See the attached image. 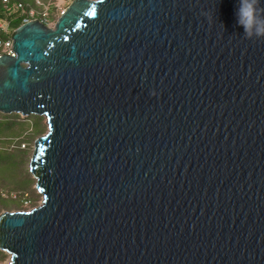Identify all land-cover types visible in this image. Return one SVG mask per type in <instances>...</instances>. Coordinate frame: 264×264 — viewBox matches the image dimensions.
Returning <instances> with one entry per match:
<instances>
[{
  "label": "water",
  "instance_id": "1",
  "mask_svg": "<svg viewBox=\"0 0 264 264\" xmlns=\"http://www.w3.org/2000/svg\"><path fill=\"white\" fill-rule=\"evenodd\" d=\"M238 2L72 0L12 32L0 114L46 131L8 264H264V39Z\"/></svg>",
  "mask_w": 264,
  "mask_h": 264
},
{
  "label": "rangeland",
  "instance_id": "2",
  "mask_svg": "<svg viewBox=\"0 0 264 264\" xmlns=\"http://www.w3.org/2000/svg\"><path fill=\"white\" fill-rule=\"evenodd\" d=\"M30 1V0H22ZM54 6L52 7V20L50 23L51 28L54 27L59 14L66 9L72 0H52ZM10 31V29H9ZM3 115V114H2ZM12 115V114H11ZM10 116V115H7ZM18 118L24 123L26 130L22 134H18L16 137L12 138L11 141H6L4 137L0 138V149L8 148L9 150L20 151L21 159L20 166L28 174L29 185L25 192L12 191L11 193L4 189H0V197L3 199H10L12 202H7L8 206H3L0 203V214L4 211H18V210H28L36 207L40 200L41 195L36 192L35 189V179L32 173L29 171V162L33 152L34 141L43 135L46 131V124L43 117L36 116L34 119H28V117H22L19 115ZM27 119V120H26ZM23 151V152H21ZM4 253V252H3ZM4 257L0 258V264H8V255L4 253Z\"/></svg>",
  "mask_w": 264,
  "mask_h": 264
},
{
  "label": "trees",
  "instance_id": "3",
  "mask_svg": "<svg viewBox=\"0 0 264 264\" xmlns=\"http://www.w3.org/2000/svg\"><path fill=\"white\" fill-rule=\"evenodd\" d=\"M21 2L24 5L30 4V1L9 0V4ZM4 5L0 0V17H2V10ZM21 24V20L14 18L10 20L12 28H17ZM1 35V33H0ZM36 116H30L28 119H34ZM18 118L19 115L12 114L10 116L0 114V138L4 137L6 141H11L12 138L18 134H22L25 128L24 123ZM37 118V117H36ZM27 120V119H26ZM9 150L8 148L0 149V189L16 192H25L28 189V174L20 166V151ZM23 152V151H21ZM7 202H12L10 199H3L0 197V203L3 206H8ZM4 253L0 251V258L4 257Z\"/></svg>",
  "mask_w": 264,
  "mask_h": 264
},
{
  "label": "built area",
  "instance_id": "4",
  "mask_svg": "<svg viewBox=\"0 0 264 264\" xmlns=\"http://www.w3.org/2000/svg\"><path fill=\"white\" fill-rule=\"evenodd\" d=\"M1 1L4 9L2 10V17H0V57H15L11 34L16 28L11 27L10 20L18 18L21 20L20 25L28 23L31 20H38L40 23L51 28L50 23L53 19L51 11L54 3L52 0H31L30 4L24 5L21 2L9 4V0Z\"/></svg>",
  "mask_w": 264,
  "mask_h": 264
},
{
  "label": "clouds",
  "instance_id": "5",
  "mask_svg": "<svg viewBox=\"0 0 264 264\" xmlns=\"http://www.w3.org/2000/svg\"><path fill=\"white\" fill-rule=\"evenodd\" d=\"M235 15L245 38L264 39V6L260 0H239Z\"/></svg>",
  "mask_w": 264,
  "mask_h": 264
},
{
  "label": "bare ground",
  "instance_id": "6",
  "mask_svg": "<svg viewBox=\"0 0 264 264\" xmlns=\"http://www.w3.org/2000/svg\"><path fill=\"white\" fill-rule=\"evenodd\" d=\"M37 192V191H36Z\"/></svg>",
  "mask_w": 264,
  "mask_h": 264
}]
</instances>
